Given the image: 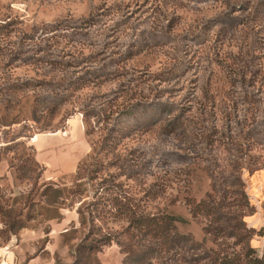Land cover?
<instances>
[{
	"label": "rangeland",
	"instance_id": "1",
	"mask_svg": "<svg viewBox=\"0 0 264 264\" xmlns=\"http://www.w3.org/2000/svg\"><path fill=\"white\" fill-rule=\"evenodd\" d=\"M263 171L264 0H0V207L26 224L0 214V264H74L89 233L114 242L78 264H132L127 221L77 211L116 194L192 237L153 264H210L188 200L213 193L252 229ZM77 177L83 198L52 218L43 184L75 191Z\"/></svg>",
	"mask_w": 264,
	"mask_h": 264
},
{
	"label": "trees",
	"instance_id": "2",
	"mask_svg": "<svg viewBox=\"0 0 264 264\" xmlns=\"http://www.w3.org/2000/svg\"><path fill=\"white\" fill-rule=\"evenodd\" d=\"M36 166L39 167L37 162ZM111 179H113V176ZM80 180H82V177H77L75 180V191L56 183L43 184L44 190L41 198H44V200L40 201L39 206L52 208L55 214L52 218H56V210L66 206L69 200L68 197H72V201L77 199V195H79V199L83 198L82 183H78ZM108 182H114V179L103 181V183ZM116 195L114 198L105 199L102 209H100L101 203L98 200L90 204L89 207L92 206L93 210L87 207L88 217L85 215L82 206L77 211L81 225H85L88 219L94 224L95 220L100 216L99 212H101L102 217L110 215L111 217L122 218L127 221L124 233L128 235L129 244L124 248V253L127 254L128 260L132 264H153V260H156L157 256L162 254L164 258L166 257L170 260L169 257L173 251L184 249V244H187L188 239L193 241L192 237L179 233L176 226L177 218L163 211L156 213L149 211L148 203L144 201V198L136 197L128 200L127 196ZM43 204L45 206H42ZM187 204L191 207L190 212L195 219H198L197 217L200 214H204L207 217L208 222L205 232L217 246L216 249L204 251L205 259L209 260L210 264H264V253L262 257H259L256 249L251 246V241L256 231L259 230L258 233L260 231L264 232L262 230L264 227L248 229L244 222L245 216L243 214L237 215L236 218H225L224 214H219L223 210V204L221 201L216 202L213 193H208L206 198L199 203L190 198ZM253 213L254 211L252 210L250 215H253ZM0 214L7 228L12 231L15 229V233L26 228V224L22 221L19 224L11 221L12 216L9 210L0 207ZM231 237L235 238L232 245L228 243ZM113 242L114 237L112 234H104L100 238H96L92 236V233H89L82 240L80 248L77 250V260L74 264L81 263L84 259L82 249L88 248L89 250L100 251L105 246H110ZM88 244L91 246L87 247Z\"/></svg>",
	"mask_w": 264,
	"mask_h": 264
},
{
	"label": "crops",
	"instance_id": "3",
	"mask_svg": "<svg viewBox=\"0 0 264 264\" xmlns=\"http://www.w3.org/2000/svg\"><path fill=\"white\" fill-rule=\"evenodd\" d=\"M56 135H57V134H56ZM55 142H56V143H53V142H51V144L49 143L50 146H49V144H48L47 148H49V149L54 148V146L61 145V144L64 143L65 141L62 142V141L58 140V141H55ZM257 182L260 184L261 187L264 188V171H263V173L261 174V176H259ZM260 209H261V211L264 212V209H263L261 206H260ZM253 223H254V224H253V227L256 228V229H260V228H263V227H264V221H262L261 218H257L256 215H255V217H254Z\"/></svg>",
	"mask_w": 264,
	"mask_h": 264
},
{
	"label": "built area",
	"instance_id": "4",
	"mask_svg": "<svg viewBox=\"0 0 264 264\" xmlns=\"http://www.w3.org/2000/svg\"><path fill=\"white\" fill-rule=\"evenodd\" d=\"M260 206L264 209V199L262 200Z\"/></svg>",
	"mask_w": 264,
	"mask_h": 264
}]
</instances>
